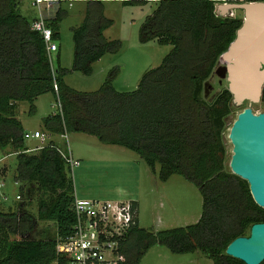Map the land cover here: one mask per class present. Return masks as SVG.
Here are the masks:
<instances>
[{
    "label": "trees",
    "instance_id": "16d2710c",
    "mask_svg": "<svg viewBox=\"0 0 264 264\" xmlns=\"http://www.w3.org/2000/svg\"><path fill=\"white\" fill-rule=\"evenodd\" d=\"M20 2L0 0V150H15L13 181L23 199L15 209L0 210V264H63L55 247L76 220L71 170L52 142L27 152L16 118L18 102H28L33 114L37 97L48 92L60 102L61 112L42 119L46 131L85 133L124 147L138 154L159 181L180 175L201 195V214L191 225L142 228L136 210L120 241L121 264H139L154 245L173 254L201 251L212 264H245L226 255L225 248L234 238L248 236L252 224L264 222V209L254 202L248 183L226 167L224 133L232 95L226 87L211 99L204 97V85L242 19L217 16V0H123L124 5L156 3L140 24L139 40L171 49L158 66L144 71L134 90L117 91L110 71L97 90L88 92L69 87L66 69L51 66L43 36L31 28L34 19L21 14ZM64 15L58 6L46 19L53 39ZM111 24L102 0H85L83 19L71 31V70L89 75L92 63L118 52L121 42L103 35ZM260 103L264 105V85ZM132 207L137 209L135 202ZM40 222L54 223L56 237H32Z\"/></svg>",
    "mask_w": 264,
    "mask_h": 264
},
{
    "label": "rangeland",
    "instance_id": "374dc122",
    "mask_svg": "<svg viewBox=\"0 0 264 264\" xmlns=\"http://www.w3.org/2000/svg\"><path fill=\"white\" fill-rule=\"evenodd\" d=\"M122 1L102 0L103 15L112 21L103 35L106 39L119 40L121 47L118 52L105 54L92 63V72L89 75L71 70L73 56L71 31L73 27L81 23L85 4L78 1L71 2V5L68 2H60L59 7L65 11V15L59 24L58 37L53 39L57 49L49 52V57L54 69L58 67L66 69L64 81L69 87L78 91H95L111 71L115 73L112 84L117 91L134 90L144 71L158 66L164 55L171 49V45H161L153 40L147 42L139 40L140 24L144 17L155 8L156 3L124 5ZM240 1L243 0H236V2ZM23 3L29 4L30 1L24 0ZM218 3L219 1L215 3V9ZM43 5L42 10L46 4ZM23 11L26 13L24 9ZM229 17L243 19V12L242 10L232 11ZM219 64L222 65L224 62ZM226 87L227 81L213 71L204 85V97L211 99ZM34 105L33 114L29 113L28 102L20 101L16 105V118L21 122L24 132L30 135L25 140V146L27 148L43 147L52 142L65 151L68 145L71 155L80 163L72 171L75 194L78 197L83 195L107 201L117 194L136 190L137 194H140L138 212L140 227L159 230L197 222L202 210V198L195 185L180 175H172L167 181L161 182L138 154L124 147L103 144L92 135L80 132L67 133L66 144L59 134L50 133L43 128L42 119L58 110L54 95L50 92L42 94L37 97ZM247 106L255 114L264 112V105L260 102L249 105L247 101H244L239 106L232 104L224 133L225 163L228 169L232 154V145L228 139L229 129L236 115ZM39 132L42 135L39 139L31 136ZM38 150L30 151V153L38 152ZM14 151L12 147L0 150V183L2 184L0 210L4 211L8 208L15 209L19 204H23L22 197L19 199L16 197L19 195L18 185H15L13 181L16 164ZM158 168L157 165L156 170ZM32 206L34 204L30 207ZM158 220L161 224L156 227L154 222ZM55 231L54 223L40 222L32 237L55 238ZM11 237L16 238L13 235ZM139 264H212V260L201 251L173 254L164 246L154 245L144 254Z\"/></svg>",
    "mask_w": 264,
    "mask_h": 264
},
{
    "label": "water",
    "instance_id": "95a60500",
    "mask_svg": "<svg viewBox=\"0 0 264 264\" xmlns=\"http://www.w3.org/2000/svg\"><path fill=\"white\" fill-rule=\"evenodd\" d=\"M217 1V16L242 10L243 19L214 72L227 81L233 105L259 103L264 85V0ZM228 139L232 145L229 170L248 183L254 202L264 209V112L255 114L249 106L243 108L230 126ZM225 254L245 264H260L264 260V222L252 224L248 236L229 242Z\"/></svg>",
    "mask_w": 264,
    "mask_h": 264
},
{
    "label": "built area",
    "instance_id": "2783aa9c",
    "mask_svg": "<svg viewBox=\"0 0 264 264\" xmlns=\"http://www.w3.org/2000/svg\"><path fill=\"white\" fill-rule=\"evenodd\" d=\"M31 6L39 9V15L31 23V28L38 31L45 41L47 52L56 51L57 47L53 42V32L46 24L50 14H48L50 3L59 2V0H29ZM71 5L73 0H66ZM47 5V11L44 14L40 11L42 4ZM56 90V85H54ZM57 103V112H61V104ZM40 138L42 135L35 133L31 135ZM59 136L66 141L67 133ZM30 135L24 132L23 138L26 140ZM42 139V138H41ZM63 158L68 168L73 171L75 166L79 165V160L74 159L70 153L68 145L64 151L56 144H50ZM42 148V146L28 148L30 152ZM1 160V158H0ZM2 184L0 183V188ZM3 199L5 197L2 195ZM20 198L19 195L16 196ZM73 211L75 213V223L72 232L62 240H58L55 250L62 258L63 264H121L124 256L119 250L121 238L124 232L134 223L136 209L132 207L131 201H100L97 199H82L75 196L73 202ZM54 264H61L55 260ZM52 264V263H51Z\"/></svg>",
    "mask_w": 264,
    "mask_h": 264
},
{
    "label": "crops",
    "instance_id": "0c3cea01",
    "mask_svg": "<svg viewBox=\"0 0 264 264\" xmlns=\"http://www.w3.org/2000/svg\"><path fill=\"white\" fill-rule=\"evenodd\" d=\"M23 1L24 0H21L20 6H19L21 14L23 13L22 15L26 16L27 18L30 17L29 19L37 18L38 15H39V9L36 8V7L31 6L30 3L29 4H24ZM76 1L82 2V3L85 4V0H73L72 2H76ZM62 2H67V1H62ZM49 5H50V7H49L50 16L52 17L53 14H54L55 9L58 6H60V2H57V3L56 2H51ZM41 6H44V5L42 4ZM41 6H40V11H42L45 14L46 11H47V5H45L44 10H42ZM23 9L25 10L26 13H24ZM48 14H49V12H48ZM83 16H84V13H83ZM123 193L124 194H117L113 199L107 200V201L116 202V201H125L126 200V201L135 202L136 203V208H137L136 209L137 210V219H138V212H139V207H140V204H139V202H140L139 201V198H140L139 195L140 194H137L136 190H134L133 192L130 191V192H123ZM74 194H75V188H74ZM75 196L78 197L76 194H75ZM78 198H82V199H96L95 197H89V196H83V195L79 196ZM154 224H155L156 227L157 226L159 227V225L161 224V221L160 220H158V222L155 221ZM138 225H139V219H138ZM154 230H158V229L154 228Z\"/></svg>",
    "mask_w": 264,
    "mask_h": 264
}]
</instances>
